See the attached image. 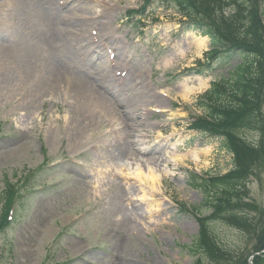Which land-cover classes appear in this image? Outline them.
Here are the masks:
<instances>
[{
  "label": "rangeland",
  "instance_id": "1",
  "mask_svg": "<svg viewBox=\"0 0 264 264\" xmlns=\"http://www.w3.org/2000/svg\"><path fill=\"white\" fill-rule=\"evenodd\" d=\"M89 1L111 5L112 15L101 21L112 38L102 45L93 44V38L76 44V76L97 78L91 85L128 114L115 108L107 118L88 108V126L81 144L75 145L66 121L69 107L74 109L72 100L59 98L51 88L52 96L48 90L32 110L23 103L26 90L0 81V195L8 180L17 183L33 173L31 191L20 184L25 196L16 220L0 236V264H195L200 255L187 248L194 245L200 227L189 211L199 209L204 217L212 211L205 208V194L193 176H224L235 169L236 157L224 137L192 131L191 125L206 116L201 99L226 70L212 65L206 77L191 71L204 61L209 40L204 38L201 50L198 42L203 38L186 31L185 19L176 10L153 6V16L139 24L125 19L144 0ZM2 26L5 38L18 32L9 28L5 34ZM39 30L48 31L44 25ZM97 30L90 27V36L95 38ZM91 43L100 46L97 57ZM111 62L121 72L129 70L122 90L110 84L109 77L116 75ZM188 88L193 89L189 94ZM143 89L151 92L150 103L130 108L129 100ZM164 108L166 113L156 112ZM261 114L263 127L264 105ZM239 136L264 145V128L244 129ZM138 165L157 170V188L134 177ZM247 191L243 203H254L263 216L254 211L244 215L255 217L258 226L264 221L263 164L253 167ZM210 232L231 252L249 245L247 234L225 223H212ZM253 246L251 241L249 258L260 254L264 259V248L254 251Z\"/></svg>",
  "mask_w": 264,
  "mask_h": 264
},
{
  "label": "trees",
  "instance_id": "2",
  "mask_svg": "<svg viewBox=\"0 0 264 264\" xmlns=\"http://www.w3.org/2000/svg\"><path fill=\"white\" fill-rule=\"evenodd\" d=\"M155 1L175 6L188 18L192 29L210 37L214 51L208 55L207 65L217 61L229 74L222 76L204 97L202 106L206 116L196 122L195 128L224 137L235 153L236 166L225 176L208 179L193 176L212 214L209 217L197 214L200 234L188 250L200 255L195 264H250L251 241L254 251L264 248V221L257 226L255 217L244 215L246 211H254L263 216V212L254 203L243 200L249 196L247 181L253 167L264 166V145L248 143L239 132L264 128V123L261 127L258 122L264 105V0H151L149 3ZM234 62L236 68L232 67ZM17 190V185L8 181L0 195L3 204L0 235L11 226L9 218L19 198ZM215 222L247 234L249 245L245 251L223 248L210 232V225ZM253 263L264 264V259L257 256Z\"/></svg>",
  "mask_w": 264,
  "mask_h": 264
},
{
  "label": "bare ground",
  "instance_id": "3",
  "mask_svg": "<svg viewBox=\"0 0 264 264\" xmlns=\"http://www.w3.org/2000/svg\"><path fill=\"white\" fill-rule=\"evenodd\" d=\"M97 8L101 11H96ZM0 10V27L7 21L6 26L13 24L14 30L18 31L16 35L8 33L7 38L0 33V81L20 92L25 93L26 90L23 102L25 106H32L30 108L34 110L40 102L37 100L41 96H47L48 90L49 96H52L51 88L57 91L59 98L72 100L75 103L74 109L70 111L69 107L66 121L67 131L75 138V145L81 144L83 129L88 126V108H94L99 114L107 115V118L117 111L115 108L125 110L128 114L127 108L119 106L111 97H104L91 85L90 81L94 80V77L85 80L77 77L78 64L73 59L76 44L83 46L85 41L89 43V38L92 39L90 27L98 29L99 39L109 41L112 38L106 23L101 21L104 17L112 15L111 5L104 1L89 0H2ZM40 25L47 27L48 31L39 30ZM6 26H2L5 34L6 29H9ZM92 42L94 44L93 39ZM198 46L204 50L206 41L199 40ZM98 50L99 47L94 46L91 52L98 56ZM117 51H120V48H117ZM117 70L119 72V69ZM109 80L112 87L114 85L119 90L124 89L127 84V79L124 82L117 76L109 77ZM192 90L188 88L186 92L189 94ZM150 97L151 92L148 94L147 90L143 89L129 100V106L136 109L140 105L150 103ZM50 129L53 131L52 127ZM195 157L198 159L199 154ZM133 170V175L139 182L157 188V170L143 169L139 165ZM142 191L149 190L143 188Z\"/></svg>",
  "mask_w": 264,
  "mask_h": 264
}]
</instances>
